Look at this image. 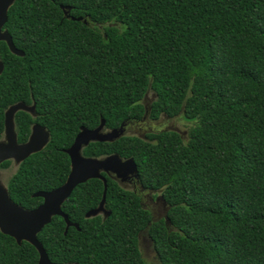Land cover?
I'll list each match as a JSON object with an SVG mask.
<instances>
[{"label":"trees","instance_id":"16d2710c","mask_svg":"<svg viewBox=\"0 0 264 264\" xmlns=\"http://www.w3.org/2000/svg\"><path fill=\"white\" fill-rule=\"evenodd\" d=\"M63 8H70L68 19ZM80 19V21H78ZM16 48L0 44V141L15 116L19 144L35 125L50 134L22 163L10 198L38 208L40 191L62 187L66 154L81 129L105 132L148 117H181L175 131L91 143L87 158L133 160L144 188L161 193L164 218L153 220L140 197L103 173L109 217L99 208L102 180L76 188L63 217L38 235L54 264H148L140 236L159 264H264V0H16L5 26ZM8 163H6V166ZM0 264H38L29 243L0 234Z\"/></svg>","mask_w":264,"mask_h":264},{"label":"water","instance_id":"95a60500","mask_svg":"<svg viewBox=\"0 0 264 264\" xmlns=\"http://www.w3.org/2000/svg\"><path fill=\"white\" fill-rule=\"evenodd\" d=\"M16 3V0H0V44L5 42L10 51L20 57H24V52L18 50L10 34L5 31V26L9 20V11ZM68 19L75 20L70 16V8H63ZM80 21V19H78ZM5 65L0 61V76L4 73ZM35 108H29L24 104L12 106L5 115L6 142L0 143V165L9 160L18 163L28 160L32 155L44 150L50 142V134L41 126L36 125L29 141L20 145L15 132L14 119L20 111L34 112ZM124 123L119 129L105 132V121L95 130L81 129L74 145L66 150V154L71 159V173L67 182L60 188L50 192H38L34 198L43 199V204L38 208L28 211L14 204L9 197L7 190L0 187V230L3 234L15 239L19 244L28 242L39 253L38 264H54L43 245L38 240V235L46 226L52 223L54 217H63L67 223L66 234L70 227L80 229L78 225L71 224L67 215L63 212L64 204L71 198L76 188L90 180H102L105 185L103 200L99 208L90 211L87 218H94L99 215L109 217L107 212L106 197L108 184L103 173L117 180L126 182L125 178L132 175L139 180V172L133 160H123L119 156H110L103 159L84 157L82 151L91 143H112L125 136L126 126Z\"/></svg>","mask_w":264,"mask_h":264},{"label":"rangeland","instance_id":"374dc122","mask_svg":"<svg viewBox=\"0 0 264 264\" xmlns=\"http://www.w3.org/2000/svg\"><path fill=\"white\" fill-rule=\"evenodd\" d=\"M156 96L153 92H149L143 101V105L146 108L147 115L142 122H128L126 126L125 136L127 137H138L144 139L148 133H160L165 131H175L178 132L184 140H188L189 130L192 124L188 123L181 117L169 118L162 116L158 121H151L148 117L150 105L155 101ZM105 133V131H104ZM83 154V151H82ZM17 166V165H16ZM15 165L10 169V175H7L4 179L5 184H7L10 177L15 174L17 167ZM121 183V181H120ZM124 189L136 193L137 188L128 185L127 182L121 183ZM139 185V183H138ZM138 195L142 197V202L145 206V209L149 210L153 216L154 221H158L161 218L165 217L167 212V206L161 201V193L159 192H150L144 191L141 188L138 191ZM140 249L143 255V258L148 264H159L156 252L153 248V244L147 234L143 233L141 235Z\"/></svg>","mask_w":264,"mask_h":264},{"label":"flooded vegetation","instance_id":"af4514ba","mask_svg":"<svg viewBox=\"0 0 264 264\" xmlns=\"http://www.w3.org/2000/svg\"><path fill=\"white\" fill-rule=\"evenodd\" d=\"M14 125H15V132H16V122H15V119H14ZM36 126V125H35ZM35 126H33L32 127V129H31V132H33V128L35 127ZM32 134V133H31ZM16 135H17V132H16ZM17 138H18V135H17ZM29 139H30V137H29ZM29 141V140H28ZM6 142V128H5V133H4V137H3V139L0 141V143H5ZM19 143V142H18ZM26 144V143H25ZM20 145H22V144H20ZM40 153V152H39ZM38 154V153H37ZM35 155V154H34ZM34 155H32V156H34ZM31 156V157H32ZM30 157V158H31ZM27 161V160H26ZM25 162V161H24ZM24 162H20V163H18L17 161H15L14 159L13 160H9V161H6V162H4V163H2L1 165H0V187H4L6 190H7V192H8V194H9V197H11L10 196V193H9V185H10V182H11V180H12V178L17 174V172H18V170L20 169V166L22 165V163H24ZM6 163H8V165L6 166ZM13 165H17L16 167H17V171L15 172V174H13L11 177H10V179L8 180V182H7V184H5V182H4V179L6 178V176L7 175H10V169H12V166ZM110 178H112L114 181H116V183H118L122 188H123V186L121 185V183H123L121 180H117V179H115V178H113V177H111V176H109ZM125 180H126V182H127V184L128 185H131L132 187H135V188H137V190H136V194L138 195V191H139V189L141 188L142 190H144V191H150V192H152L153 190H149V189H146V188H144L143 187V185H142V183H141V181H140V179L139 180H137V179H135L134 178V176H132V175H130V176H128V177H126L125 178ZM120 181H121V183H120ZM138 183H139V185H138ZM124 184H125V182H124ZM126 190V189H125ZM128 191V190H127ZM40 192H43V191H40ZM153 192H158V191H153ZM135 193V192H134ZM139 197H140V195H138ZM140 199H141V203H142V205L144 206V204H143V202H142V197H140ZM43 200V199H42ZM161 201V203L163 202L162 201V198H161V200H159V202ZM13 202V201H12ZM14 203V202H13ZM164 203V202H163ZM43 204V203H42ZM41 204V205H42ZM165 204V203H164ZM40 205V206H41ZM145 207V206H144ZM63 210V209H62ZM28 211H31V210H28ZM0 234H2L3 236L5 235V234H3L2 232H1V230H0ZM5 236H7V235H5ZM9 237V236H8ZM141 237V236H140ZM11 238V237H10ZM13 239V238H12ZM14 241H15V243H17L19 246H21L23 243H28V242H22L21 244H19L15 239H13ZM140 241H141V238H140ZM0 243H11L10 241H5V240H3V239H0Z\"/></svg>","mask_w":264,"mask_h":264}]
</instances>
